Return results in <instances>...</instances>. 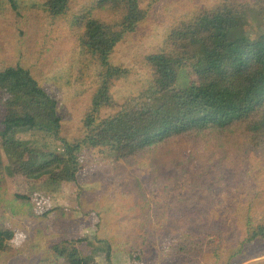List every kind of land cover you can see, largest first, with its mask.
Returning a JSON list of instances; mask_svg holds the SVG:
<instances>
[{"label":"trees","instance_id":"trees-1","mask_svg":"<svg viewBox=\"0 0 264 264\" xmlns=\"http://www.w3.org/2000/svg\"><path fill=\"white\" fill-rule=\"evenodd\" d=\"M72 1L75 11L69 13ZM181 1L170 3L180 16L176 13L163 40L132 65L157 90L160 105L155 107L145 102L144 91L120 98L113 94L117 82L133 69L115 65L112 55L119 42L139 34L138 27L160 0H0V20L13 22L20 37L30 23L28 14L37 12L38 21L50 26V39L63 49V58L78 52L96 68V85L60 153L38 155L24 148L9 154L6 166L0 154V233H14L16 222L6 217L10 209L21 217L53 219L54 225L72 220L73 207L26 212L37 188L52 181L78 186V163L86 152L96 151L112 175L125 177L149 166L144 177L152 186L143 190L135 180L122 190L121 199L133 194L125 200L130 203L123 216L136 220L124 240L58 237L54 247L67 241L74 246L76 240L88 248L85 253L78 249L81 264H115L112 253L119 244L137 251L144 264H174L178 258L202 254L205 264H240L247 246L264 244V210H256L264 192V33L249 40L243 32L249 11L264 13V0ZM118 12L121 15L115 16ZM44 49L45 40L38 45L40 52ZM184 67L197 79L178 92L175 86ZM60 107L30 64H0V145L13 131L36 127L39 118L61 124L67 114L62 116ZM218 168L230 170L226 186L215 192L204 189L194 207L178 208L175 199L168 198L187 174L196 175L197 181L198 173ZM230 192L238 199L225 208ZM163 201L162 215L151 223L147 214L152 202ZM224 209L234 225L243 224L241 239L225 240L221 218L227 215H219ZM165 229L168 239L160 251L167 250L166 255L148 258L157 250L145 246L155 245ZM205 232L215 236L209 244L204 243ZM9 245L0 239V255L11 251ZM39 246L34 242L29 250ZM27 258L30 264H60L47 256Z\"/></svg>","mask_w":264,"mask_h":264},{"label":"rangeland","instance_id":"rangeland-1","mask_svg":"<svg viewBox=\"0 0 264 264\" xmlns=\"http://www.w3.org/2000/svg\"><path fill=\"white\" fill-rule=\"evenodd\" d=\"M171 2L175 0H160L150 12L147 21L138 27L139 34L136 37L129 35L127 40L119 42L112 55L115 65L133 69V61L140 54L148 52L163 40L167 28L176 22L177 12L173 11L170 6ZM75 4L72 1L69 13L75 11ZM119 12L115 16L121 15ZM28 17L30 23L25 25L22 37L13 22L12 25H6L7 22L4 19L0 20V64L9 60L30 64L34 75L40 79L44 89L57 99L59 107L61 106L60 114L62 116L67 114V116H63L59 125L39 118L36 127L10 133L0 145V154L5 166L8 165L7 156L9 154L24 148L38 155L60 153L64 139L68 138L79 125L89 95L96 85L95 66L86 57L80 56L78 52H75L72 58H63V49L57 48L54 40L50 39V26L38 21L41 15L37 12H30ZM248 19L243 32L249 40H254L264 33V13L249 11ZM44 40L46 49L40 52L38 45ZM126 76L121 78L113 88V94L116 97H125L144 91L146 92L145 102L159 107L158 92L150 86L148 77L143 71L133 69L132 74ZM196 79L191 69L184 67L179 71L175 89L178 92H184L190 88L189 86L194 85L191 82H195ZM1 118L2 112L0 111ZM148 167L135 168L125 177H120L110 173L108 165L96 151L86 152L83 161L78 163V186L52 181L49 185L37 188L32 195V205L26 212L41 214L51 208L73 207L74 218L72 220L63 219L54 225L53 219L21 217V215H16L17 209L8 210L7 221L16 222V228L11 237L0 233V239L10 243L9 247L12 248H8L11 250L9 253L0 255V264H30L27 261V255L30 257L34 255L35 258L47 256L52 262L60 264H81V259L77 255L78 249L85 253L88 248L76 240L74 246H70L67 241L63 245L61 243L54 247L53 243L60 240L58 237L77 239L96 235L112 240H124L125 235L136 225V220L123 216L127 212L125 206L130 203L129 201L125 203V200L132 199V192L130 191L128 197H122V199L121 192L127 186H133L135 180L142 183L143 190L147 186H152V183L144 177ZM197 175L201 179L196 181V175L187 174L168 194L170 200L175 199L178 208L194 207V202L204 189L208 192H215L219 187L226 186L231 173L228 168H218L206 174L198 173ZM237 199L233 198L231 192L228 193V198H225L224 202L225 208L228 207L227 203H236ZM257 200L260 204L256 210H264V192ZM237 204L240 207L244 206V203ZM163 206L164 201L157 204L152 202L150 212L147 214L150 216L151 223L156 222L157 218L162 215ZM224 212L227 216L222 217L221 220L225 240L241 239L243 224L234 225L229 216L231 213L227 209L220 211L219 215H223ZM252 215L251 212L247 218ZM11 227L14 229L15 225L11 224ZM214 238V235L205 232L204 243L209 244ZM167 239L168 234L165 229L158 236L155 245L145 246L146 249L157 250L156 253L151 252L148 258L158 254L161 260L167 250L164 253L160 250L166 244ZM34 242L40 246L38 250L31 251L29 246ZM72 247L75 250H68ZM127 247L123 244L115 247L118 251L112 253L113 263L144 264L139 259L138 252L131 251V248ZM221 248H226V246L222 245ZM128 250L129 252H126ZM169 253L175 256L174 253ZM205 256L202 254L178 258L174 264H194V261L205 264L203 262ZM155 264L162 263L155 262ZM240 264H264V244L254 243L247 246L242 253Z\"/></svg>","mask_w":264,"mask_h":264}]
</instances>
